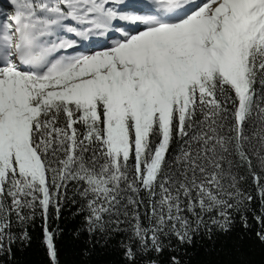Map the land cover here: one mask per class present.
Returning <instances> with one entry per match:
<instances>
[{
    "label": "snow or ice",
    "instance_id": "6c2138e0",
    "mask_svg": "<svg viewBox=\"0 0 264 264\" xmlns=\"http://www.w3.org/2000/svg\"><path fill=\"white\" fill-rule=\"evenodd\" d=\"M0 257L186 264L237 219L264 245V0H5ZM242 238V237H241ZM261 264H264L262 257Z\"/></svg>",
    "mask_w": 264,
    "mask_h": 264
},
{
    "label": "trees",
    "instance_id": "16d2710c",
    "mask_svg": "<svg viewBox=\"0 0 264 264\" xmlns=\"http://www.w3.org/2000/svg\"><path fill=\"white\" fill-rule=\"evenodd\" d=\"M4 4L0 0V9H4ZM83 221L77 217L64 214V219L60 223L62 232L58 237V245L61 251L63 264H118L120 260L119 252L116 250L115 240L109 249L103 250L99 246L95 249L91 257L85 259L80 255V250L84 246L86 236L76 238L74 231L79 229ZM252 230L244 229L237 219L234 229L227 236L214 237L215 245L205 240H198L193 247H188L186 255L182 259L186 264H261L264 257V245H261L255 238V221L249 219ZM33 234V243L30 247L16 248L15 259L11 264H46V257L40 245V220L36 221V226L30 228ZM242 237V238H241ZM0 264H4L3 257H0Z\"/></svg>",
    "mask_w": 264,
    "mask_h": 264
},
{
    "label": "rangeland",
    "instance_id": "374dc122",
    "mask_svg": "<svg viewBox=\"0 0 264 264\" xmlns=\"http://www.w3.org/2000/svg\"><path fill=\"white\" fill-rule=\"evenodd\" d=\"M3 2H5V0H3Z\"/></svg>",
    "mask_w": 264,
    "mask_h": 264
}]
</instances>
